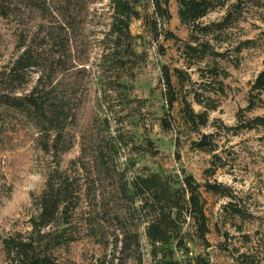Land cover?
I'll use <instances>...</instances> for the list:
<instances>
[{
    "label": "rangeland",
    "instance_id": "1",
    "mask_svg": "<svg viewBox=\"0 0 264 264\" xmlns=\"http://www.w3.org/2000/svg\"><path fill=\"white\" fill-rule=\"evenodd\" d=\"M177 1L170 0L171 19L160 23V28L178 40L164 35L155 40L142 21H133L130 30L138 37L134 47L138 57L118 67L112 60L101 59L108 48L106 34L112 22L109 0H72L76 6H71L65 20L70 24L67 63L74 67L68 74L60 71L58 81L61 88L71 90L73 104L78 107L70 129L72 147L61 155L58 168L81 176L88 196L83 195L77 219L95 220L98 237L84 235L61 249L60 264H93L104 253L97 240L113 241L121 228L139 234L142 263L152 264L144 226L117 194L121 170H126L127 178L151 173L179 179L191 175L201 185L209 182L229 189V197L202 189L209 232L206 242H201L193 229L187 228V248L174 254L182 264H194L196 257L208 264H264V127L229 129L240 124L239 115L244 119L264 117V92L263 103L246 111L250 85L264 68V0H242L241 18L218 41H211L223 56L208 58L197 66L212 68V73H205L200 80L195 68L188 70L193 82L203 84L198 89L201 98L214 108L208 110L207 125L197 132L184 124L181 101L171 107L164 98L162 67L186 69L182 53L190 29L180 23ZM235 2L229 0V4ZM228 5L210 12L200 23L220 21ZM63 21L61 17L43 20L34 12L27 13L22 23L0 16V72L21 53L17 47L21 30L28 35L27 44L43 48L41 38L47 31H56ZM57 43L52 42L53 53L58 50ZM29 80L26 90L35 74L30 72ZM187 99L195 112L203 110L191 96ZM211 134L214 153L193 147L203 135ZM38 137V129L23 113L0 105V264H5L2 239L27 230L32 196L42 191L54 167L50 155L40 149ZM109 146H115L117 154L109 152ZM101 152L112 177L103 172ZM81 157L85 170L72 165ZM95 191L99 194L96 202ZM123 208L128 213L123 215ZM121 211L117 221L114 215ZM243 255L247 263L241 260Z\"/></svg>",
    "mask_w": 264,
    "mask_h": 264
},
{
    "label": "trees",
    "instance_id": "2",
    "mask_svg": "<svg viewBox=\"0 0 264 264\" xmlns=\"http://www.w3.org/2000/svg\"><path fill=\"white\" fill-rule=\"evenodd\" d=\"M109 2L112 7V22L106 34L105 43L108 48L101 55V59L112 60L116 66L122 67L129 59L138 57L134 49L138 37L133 36L130 30L133 21H142L155 40L160 35H164L165 39L178 40L172 32L163 34L160 28V23L171 19L168 8L170 0ZM242 3V0H236L233 4H229V0L177 1L180 23L190 29L189 42L184 43L182 53L186 69L171 70L167 66L162 67V81L166 91L164 98L171 107L178 100L181 101L180 115L184 124L193 132L207 125L208 110L214 108L201 98L198 89L203 84L193 82L188 70L195 68L200 80L205 73L214 71L212 68L205 70L197 65L208 58L223 56L215 50L211 41H218L219 36L241 18ZM227 5L226 14L220 21L206 25L200 23L207 14ZM71 6H76L72 0H0V16L5 19L12 18L22 23L27 13L34 12L43 20L48 17H61L64 20L56 26V31L50 30L44 34L40 43L45 45L43 48L34 46V43L27 44L28 35L21 30L17 46L21 53L0 72V105L23 113L36 126L39 134L37 143L45 154L50 155L54 165L47 174L42 191L32 196V214L27 222V230L15 232L2 239L5 264H60L58 253L61 249L67 248L84 235L98 237V230L94 227H98L95 220L85 218L83 222H79L77 219L83 195L88 196V191L83 190L81 176H71L67 171L58 168L61 155L72 147L70 129L75 125L78 107L73 104L71 90L61 88L58 81L60 71L68 74L74 67L67 63L70 53L67 28L70 24L65 19ZM208 37L211 39H207ZM53 40L58 41V50L55 53L52 52ZM30 72L35 74V80L30 89L26 90ZM186 85L189 88L184 94ZM263 92L264 68L250 85L247 112L263 103ZM187 96H191L192 101L203 110L195 112ZM238 117L240 124L229 128L230 130L264 127V117ZM212 138V134L203 135L200 141L193 143V147L214 153L216 144ZM107 150L117 154L115 146L113 149L109 146ZM101 153L103 172L112 177L109 162L105 159V154ZM72 165H79V170L86 169L82 157L72 162ZM202 189L223 197L230 195L227 187L209 182L201 185L191 175H184L179 179L151 173L127 178L126 170H121L117 177V194L144 226L152 264H182L174 258V254L176 250L187 248V236L190 234L188 227L193 229L198 240L206 242L209 229ZM96 192L93 199L95 202L99 196ZM122 211L123 215L128 213L125 208ZM122 211L115 213L117 221H120ZM97 242L102 245L104 253L93 264H143L141 238L136 231L121 228L119 234H114L113 241L99 238ZM244 259V263H247V257L241 256V260ZM194 264L208 262L196 257Z\"/></svg>",
    "mask_w": 264,
    "mask_h": 264
}]
</instances>
